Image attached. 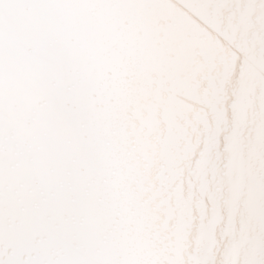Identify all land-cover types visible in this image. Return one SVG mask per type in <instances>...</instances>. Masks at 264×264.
<instances>
[{"label":"bare ground","instance_id":"obj_1","mask_svg":"<svg viewBox=\"0 0 264 264\" xmlns=\"http://www.w3.org/2000/svg\"><path fill=\"white\" fill-rule=\"evenodd\" d=\"M0 264H264V0H0Z\"/></svg>","mask_w":264,"mask_h":264}]
</instances>
